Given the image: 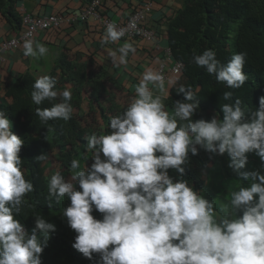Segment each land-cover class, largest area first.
Wrapping results in <instances>:
<instances>
[{
    "label": "clouds",
    "instance_id": "1",
    "mask_svg": "<svg viewBox=\"0 0 264 264\" xmlns=\"http://www.w3.org/2000/svg\"><path fill=\"white\" fill-rule=\"evenodd\" d=\"M123 35V29L109 23L100 39L103 44L116 43ZM22 49L31 58L48 53L30 32ZM135 51L131 42H125L109 49L108 56L115 67H127L129 54ZM246 57L245 52L234 53L222 63L213 49L206 48L193 55L192 63L227 88L240 89L248 80L243 72ZM167 83L165 87L161 72L145 68L130 103L109 118L110 131L84 137L85 149L92 153L91 165L81 167L80 160L72 159L69 178L60 171L48 178L49 199L70 201L62 215L76 233L72 248L88 260L95 254L97 264H264V174L242 171L249 153L264 167V96L255 111L237 98L221 104L222 118L213 115L194 121L199 111L196 93L180 85L176 90L183 100H176L169 111L164 101L176 82ZM31 89L35 105L51 104L36 108L41 123L72 118V92L67 86L60 90L54 77L43 75ZM232 97L233 92L226 91L222 99L232 101ZM23 146L0 111V264H42L49 234L56 231L39 212L33 215L32 229L26 230L17 219L25 209H35L26 199L34 184L22 167ZM199 149L226 154L228 168L249 181L231 191L222 214L188 181H174L169 175L172 169L182 177L189 153L197 155ZM47 159V154L35 157L37 162Z\"/></svg>",
    "mask_w": 264,
    "mask_h": 264
},
{
    "label": "trees",
    "instance_id": "2",
    "mask_svg": "<svg viewBox=\"0 0 264 264\" xmlns=\"http://www.w3.org/2000/svg\"><path fill=\"white\" fill-rule=\"evenodd\" d=\"M169 43L175 61L184 65L175 86L170 90L169 111L176 100H183V94L176 90L180 85L191 88L199 100V111L192 118L194 121L209 120L213 115L222 118L221 104L234 103L237 98L247 109L255 111L258 108V100L264 96V0H186L184 8L170 24ZM206 48L213 49L222 63H226L234 53H247L243 68L248 76L245 85L240 89H229L223 83H218L214 76L208 75L205 69L192 63L193 55L202 54ZM24 80L14 87L19 89L13 95L14 103L0 106V111L12 123L13 133L24 141L19 155L26 179L34 184V191L26 199L35 205V209H25L17 219L26 230L32 229L33 215L39 212L47 222L56 226V231L49 234L48 245L41 254L42 264H97L98 256L95 254L93 260H88L72 248L76 233L62 215L70 201L66 197L60 198L59 202L55 198L50 200L47 182L56 171L69 178L72 159L80 160L81 167L91 165L92 153L86 151L84 137L92 132L110 131V117L103 108L99 110L100 117H93L92 122H88L84 113H77L83 111V98L78 87L72 92V118L67 122L52 120L43 124L35 115L36 108H49L51 104L45 101L42 105H35L31 101V86L35 78L27 77ZM59 83L61 81L58 80V89ZM226 91L233 92L232 101L222 99ZM40 154H47L48 159L37 162L35 157ZM219 156L199 149L197 155L189 153L182 177L172 169L169 175L174 181L180 178L188 181L195 191L205 196L206 173L216 168ZM93 215L101 218L98 212L94 211Z\"/></svg>",
    "mask_w": 264,
    "mask_h": 264
},
{
    "label": "crops",
    "instance_id": "3",
    "mask_svg": "<svg viewBox=\"0 0 264 264\" xmlns=\"http://www.w3.org/2000/svg\"><path fill=\"white\" fill-rule=\"evenodd\" d=\"M92 0H0V42L18 36L23 28L21 16L27 12L33 16H48L64 12H80ZM101 11L120 23L129 19L144 0H101ZM186 0H153V8L145 25L157 34L153 43L139 39H120L116 43L103 44L105 30L96 21L65 25L60 30L40 32L34 40L44 44L47 55L39 58L25 57L22 45L4 55L0 62V106L14 103L13 95L27 77L48 75L71 92L80 88L82 109L88 122L100 117L104 109L109 117L127 107L135 93L145 68L158 69L160 61L170 48V24L184 8ZM131 42L135 53H130L127 67H115L108 56L109 49H117ZM171 63H168V66ZM177 81L178 77L169 76ZM149 87H153L151 84ZM165 87H168L167 81ZM169 89V94L170 90ZM168 109V100L164 101Z\"/></svg>",
    "mask_w": 264,
    "mask_h": 264
},
{
    "label": "built area",
    "instance_id": "4",
    "mask_svg": "<svg viewBox=\"0 0 264 264\" xmlns=\"http://www.w3.org/2000/svg\"><path fill=\"white\" fill-rule=\"evenodd\" d=\"M101 5V0H92L87 7L80 12H64L39 17L23 12L21 16L22 32L16 37L0 42V62L4 61V55L6 53L16 50L22 45L23 39L29 32L31 33V38L34 39L40 32L60 30L65 25L69 26L77 23H86L89 20L96 21L100 28L105 31L109 23L116 24L118 28L124 30V35L121 39H139L149 43L156 41V32L145 25L146 18L153 8V0H144L142 5L137 8L124 23L106 17L101 11ZM168 63H171V65L168 66ZM183 68V63L175 61L171 48H168L157 70L165 76L166 82L169 80L170 75H180Z\"/></svg>",
    "mask_w": 264,
    "mask_h": 264
},
{
    "label": "rangeland",
    "instance_id": "5",
    "mask_svg": "<svg viewBox=\"0 0 264 264\" xmlns=\"http://www.w3.org/2000/svg\"><path fill=\"white\" fill-rule=\"evenodd\" d=\"M219 161L214 170L206 173L207 192L205 198L214 201L216 211L222 214V209H227L230 202V193L240 185H247L249 181L241 180L229 168L227 155L219 156ZM57 169V168H55ZM54 170V169H49ZM242 171H259L264 174V167L254 153L248 154V163ZM205 173V172H204ZM31 230H29V233Z\"/></svg>",
    "mask_w": 264,
    "mask_h": 264
}]
</instances>
